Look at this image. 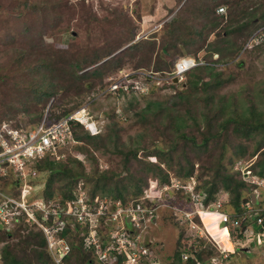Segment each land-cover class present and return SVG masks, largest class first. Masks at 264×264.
<instances>
[{
	"label": "rangeland",
	"instance_id": "obj_1",
	"mask_svg": "<svg viewBox=\"0 0 264 264\" xmlns=\"http://www.w3.org/2000/svg\"><path fill=\"white\" fill-rule=\"evenodd\" d=\"M219 1L217 6L223 5L224 7V11L219 12V14L224 16L223 21L220 27L213 31H207L200 37L199 42H203L202 47L196 52L195 56L202 59H204V55L205 58H217L218 55L221 56L220 52L212 51L211 47H208V44L211 42L219 46L218 41H216L217 39L228 40L226 41V45H231V42L234 43L236 41L238 43L246 42L245 45L247 47H252V45L259 43L254 40L250 41L253 35L250 32L252 28L250 26L244 27L239 32L236 29V31L234 30L235 32L226 33L225 28H223L225 25L223 24L230 17L229 13L233 11H230V6L227 2L223 3V0ZM239 1V9L247 8V11L242 16H235L234 14L233 26L231 28H238L241 23L247 24L251 22L250 19L254 15L256 8L259 7L258 12H260V8L264 9V0ZM180 2L181 0H60L57 3V0H0V127L3 123H7L13 128L29 129L37 125L42 119H45L46 123H51L66 115L78 113L79 115H76V117L81 121L72 119L68 122L69 127L71 126L75 143L62 147L57 154L63 155L62 160H66L68 156L79 159L83 166H80V168H84L87 173L95 168L102 170L107 167H110L114 172L121 171L119 157L111 152L113 146L111 148L110 146H106L107 148L93 146L86 143L82 138L86 135H95L100 138L107 137L114 127L118 129L117 143L130 146L137 141H146L150 143L148 146L149 155H153V152H151L153 145L151 144L156 143L160 146L164 143L163 138L160 137L161 135L166 134L170 138H173V133H177V131L169 123V118L164 113L165 111H162L157 115V120L160 119L158 127H152L146 133L139 125L136 111L142 110L148 103V100L157 102L162 108L171 106L172 103L174 104L178 100L176 96L177 92L185 88V74L177 77L176 81H174L172 76L160 79V75H156V77L154 74L149 75L150 71L155 72L153 67L154 62L158 59L159 40L165 31L164 24L174 19L177 9L182 4ZM24 3L29 4V9L26 8L27 5H24ZM33 4L37 7L39 6L38 8L44 11L43 17L40 20H34L35 17L30 12V6ZM81 4L90 6L97 19L89 18L87 15L82 17V13H80ZM188 4L200 9L199 13L195 14L197 16L195 24L199 26L200 22L205 20V16L201 14L203 13L201 12L203 9L202 1L189 0ZM55 13L59 16H56ZM187 15L188 13H184L179 21L188 22L186 20L188 18ZM255 15L256 17L253 20L257 22L258 13H255ZM49 22L51 25L56 26L51 27V29L47 28L45 23ZM171 25L174 30L178 28L175 22ZM24 26H27L28 29L22 32ZM127 27H130L133 32L130 40L126 31ZM180 27L183 28L182 25ZM231 28L229 27V29ZM115 36H118V38L115 39ZM152 37L157 42L154 44V50L146 54L150 56L147 60L142 58L144 52H141V50L127 51L124 54L120 51H112L105 53V55L102 54L95 64L74 72V75L73 73L71 75L63 73V75H58L51 71L52 83H49L48 94L44 98L36 99L39 97L40 92L38 94L37 84L31 85L29 75L20 76L19 74L14 78L11 77V74L14 72L12 59L24 48L37 49L39 46H42L48 54L54 55L58 59L59 55L57 51H59V48L56 47L58 45L56 41H60L64 45H67L71 41L74 44L70 45V48L63 54L65 55L64 58L68 59L70 53H73L72 57H75L80 54L82 49L90 50L91 52L92 49L95 51L101 48L104 40L117 41V44L120 43V46L126 48L132 43H137L143 39H151ZM255 46L257 47H253V49H241L238 53L224 52L221 57L225 63L223 65L218 63L217 66L221 69V79H226V82L221 85L219 93L227 94L231 92L240 97H246V95H250L254 91L250 87V85H254L253 80L257 82L261 78L264 79V45L259 44ZM178 47L182 48V44H179ZM229 48L231 49V46ZM176 54L174 53L171 56V59H174H169L170 69L173 68V62L178 56H184H177ZM114 57H118V61L116 63L110 62V59H114ZM106 58L107 61H105ZM237 58L239 59L237 60ZM171 61H173L172 64ZM236 61H241L242 63L237 65ZM96 64L101 65V77L83 76L82 71H89ZM55 65L59 66V60L55 61ZM160 72L166 74L170 71L168 68H164ZM126 74L128 75L125 76ZM130 74L132 77H129ZM210 76H206L205 79H209ZM131 82H133L134 88L128 86L127 90L123 88L124 92L111 87L113 83L119 85ZM260 103L264 104V97L260 99ZM173 112L172 114L175 115L176 111L174 110ZM180 112L182 118H186L184 119L182 131L188 135L191 133L195 134L192 125V123L195 124L192 120L193 117L189 116L185 109H181ZM196 116H198V119L201 118L198 113H196ZM72 121L78 122L80 126L73 124L76 127H72ZM178 122L181 126V119H178ZM5 125H3V128H5ZM144 132L145 136L141 137ZM175 141V147H179L182 144V139L180 138L175 139ZM86 150L94 155L95 163L91 157L87 156ZM186 150L189 152L188 149ZM250 150L251 144L250 141H247L245 155L239 158V160L236 159L230 170L236 171L239 169L240 172L236 176L245 177L244 181L249 184V188L243 190L244 198L248 199L251 193H255L257 195V206H262L264 205V182L257 184L253 180L257 178L256 181L261 182L260 179L263 178L255 174H248L249 172L246 173L247 165L252 163L255 158V156L247 158ZM175 151L178 152L179 148H176ZM206 154L201 153L199 155ZM137 155L141 158L143 157L144 160L147 159L145 152L141 149L137 151ZM187 155L195 154L189 152ZM228 155L237 154H231L228 151ZM199 164L200 160L194 158V165L198 166ZM135 165H138V163H132L133 167L131 168L133 170L134 168L143 167L142 165L135 167ZM199 167L200 165L198 169ZM120 174L125 175V170L122 169ZM47 175L48 173L45 172L37 174V178L35 179L38 183L37 192L43 187V180L46 179ZM170 175V179H173L174 176ZM80 180L83 181V187L86 190L85 194H89L90 182H86L83 178H80ZM158 181L159 176L147 178L145 190L137 197V200H134V196H131L132 192H129L124 197L125 200H121L120 198L112 199L99 193V196L101 195L102 198H106L110 204L112 201H115L113 203L133 206V202L148 204L150 201L149 206H146L148 209H152V214L149 215L150 221L146 217L144 223L141 222L140 227L137 229L138 237L140 238L139 244L147 247V250L149 249L147 260L143 261V264H168L173 261V258H170L172 261L169 262L168 257H172L178 247L183 250L187 245L193 243H196L197 248L205 246L206 249L212 251L211 255L203 254V258L200 260L201 264L203 259H208L207 264H264V242L262 245L254 244V238H252V234H249V232L241 233L243 236H238L239 234L235 236L236 232L232 227H230V230H232V234L229 235L231 236L230 239H228V234L225 238L224 233H228L226 229L229 227L228 225L226 228L219 227V225L218 227L213 226V231H211V226L213 225L211 220L214 219L212 212H200L203 225L197 215L192 218L193 222L202 228L201 234H198L196 228H193L191 225V227L188 226L187 223H183V225L178 223L176 219H178L180 214H177V211H174L172 207L177 205L168 202L160 203V199L164 195L161 189L163 185H159L160 182ZM55 182L60 183L57 178ZM24 193H26V190L22 191V194ZM55 193L57 196L61 195L58 188L55 189ZM129 194L131 195L129 196ZM37 196L40 197L41 194H36L34 197ZM216 196V198H220L224 202L222 203L224 209L230 212L232 204L229 200V194L219 191ZM182 199L185 208H189L187 206L189 205L187 204V196L184 195ZM193 206L197 205H194L193 202ZM102 225L103 227L99 228L100 232L107 228L105 224ZM94 226L95 224L89 228L84 227V232L86 230L94 231ZM203 226H205L207 231ZM70 227L81 231V228L74 227L73 225ZM145 229L147 231H144ZM9 233L12 235L11 237L5 236L8 246H10L15 254L19 255L22 247L20 244H14L17 241L16 235H14L16 231ZM177 240L180 241L179 245ZM230 243H232V247L229 246ZM232 249L233 252H230ZM224 254H226V257ZM19 256L26 263L35 261L34 256L31 254ZM92 257L93 255H91V258H88V261L91 264H97V260ZM174 262L171 264H180L177 260H174Z\"/></svg>",
	"mask_w": 264,
	"mask_h": 264
},
{
	"label": "trees",
	"instance_id": "obj_2",
	"mask_svg": "<svg viewBox=\"0 0 264 264\" xmlns=\"http://www.w3.org/2000/svg\"><path fill=\"white\" fill-rule=\"evenodd\" d=\"M201 1L203 3V9L201 10L203 13L201 14L205 16V20L201 21L199 26L195 24L197 19L195 14L197 12L199 13L200 9L191 5L189 6V0H181L180 4H182L179 9H177L174 19L164 24L165 31L163 35L160 36L159 40L158 59L154 62L153 67L155 71L164 70V68H168L169 71H171L169 59H171V56L174 53H177V56L185 54L195 56L196 52L202 47L203 42H199L200 37L205 32L210 30L213 31L220 27V24H222L224 16L219 14L217 11V4H219L220 1ZM59 2L60 0H57V3ZM222 2H227L230 6V11H233L229 13L230 17L226 19L223 24L225 25L223 28H225L224 30L227 34L235 32L236 29L238 30L237 32H239V30L249 26L250 28L252 27L250 32L253 33L260 27L264 26V9L260 8V12H258V7L254 10L255 13H258L257 22L253 20L256 17L254 13L250 19L251 22H248L247 24L241 23L238 28H231L233 26L232 21L234 14L235 16H242L246 14L247 8L242 9L240 7L241 9H239V0H223ZM24 5L27 4L24 3ZM30 7V12L32 16L35 17L34 20H40L41 17H43L42 14L44 11L40 10L38 8L39 6L37 7L34 4ZM26 8L29 9V4ZM80 8L82 17L87 15L89 18L92 17L93 19H97L90 6L81 4ZM184 13H188V18L186 19L188 22L179 21ZM56 16L59 15L56 14ZM174 22L178 26L175 30L171 27V24ZM45 25L49 29L56 26L51 25L50 22L45 23ZM180 25H182L183 28H181ZM229 27L231 29H229ZM27 29V26H24L22 32L27 31ZM126 31L128 32V39L130 40L133 36L132 29L127 27ZM117 38L118 36H115V39ZM152 38L132 43L126 48L124 47V49H121L120 52H123L124 54L127 51L141 50V52H144L142 58L147 60L150 56L146 54L149 51L154 50V44L157 42L156 39ZM216 41H218L219 46L211 42L208 44V47L210 46L212 51H216L218 53L220 52L221 56H223L224 52L238 53L241 49H253V47H257L255 45H264V40L260 41L258 44L252 45V47H247V45H245L246 42L238 43L234 41V43L231 42V45H226V41L228 40L217 39ZM117 43V41L112 42V40H104L101 48L96 49L95 51L92 49L91 52L90 50L82 49L80 54L75 57H72L73 53H70L68 59H65V55L63 54L70 48V45L74 44V42L71 41L67 45L61 44L60 41H56V44H58L56 47L59 48V51H57L59 55L58 59H56L54 55L48 54L42 46H39L37 49H29V47L28 49L24 48V50L18 52V54H16L12 59L14 63L12 65L14 72L11 74V77L14 78L19 74L20 76L29 75L28 77L31 78V85L37 84V89L39 90L38 94L40 92L39 97L36 99L44 98V96L48 94L47 89L49 87V83H52L51 71L58 75H71L72 73L74 75V72L95 64L96 60L102 54L105 55V53H110L112 51L116 52L122 47L120 46V43ZM179 44H182V48L178 47ZM230 46L231 49L229 48ZM221 56L218 55L217 58H205L204 55V64H198L189 69L185 73V88L177 92L176 96L178 100L174 104L172 103L171 106L162 108L157 102L148 100V103L142 110L136 111L139 125L146 133L148 132L147 130L152 129V127H158L160 119L157 120V115L162 111H165L164 113L167 114L169 123L172 124L177 131V133H173L174 139L170 138L169 135L160 134L164 143L160 146L156 143L151 144L153 145V150L151 151L153 152V155H149L148 146L150 143H147L146 141H137L130 146L120 145L117 143L118 129L115 127L110 133H108L107 137L104 138H100L95 135H86L85 137H82L86 143L93 146H103L104 148H107L108 146L111 148V146H113V148H111V152L119 157V163L121 164V168L125 170V175L120 174L122 169L120 172H114L110 167L103 168L102 170L95 168L87 173L84 168H80L82 164L79 159L69 156L66 160H56L46 154L41 159H36L33 163L34 168L48 173L44 187L42 188V194L45 201H53L54 203L61 205L66 199L71 197V191L74 186L77 185L80 178H83L86 182H90V193L92 194L101 193L102 195L109 196L112 199L120 198L121 200H125L124 197L128 195L129 192H132V195L129 194V196H134V200H137V197H139L145 190L147 178L159 176V185L169 186V188L163 190L164 197L160 199V203L168 202L185 208L182 197L184 195L187 196L188 192H186L182 186L171 187L172 178L170 179L171 175L169 176V174H172L174 179H178L182 185L186 184V182L190 180V177L194 178V191L196 193L200 192L204 194L202 204L205 206L208 205L210 201L216 199V195L219 191L228 193L229 200L232 204V210L230 212L224 208L222 210L231 218L238 216L242 211L241 204L247 199L244 198L245 196L243 195V190L249 188V184L246 183L240 175L236 176V174L240 172L239 169L231 171L230 168H232L236 159L239 160V158L245 155L247 141H250L251 144V150L249 151L247 158H252L253 156H255V158L252 163L247 165L246 168L250 170L251 174H255L264 179V104L260 103V99L264 97V79L261 78L259 81L257 80V82L253 80L254 85H250V87L251 89H254V91H252L250 95H246V97H240L231 92L227 94L219 93L218 91H220L221 85L226 82V79H221V69L217 66L218 63L221 65L225 63ZM117 58L118 57H114V59L111 58L110 62L116 63L118 61ZM238 59L239 58H237V60ZM56 60H59V66L55 65ZM105 61H107V58ZM172 62L173 61H171V64ZM236 63L239 65L242 62L236 61ZM100 66V64H96L89 71H82L83 76L101 77L102 69ZM208 75L211 76L206 80L205 78ZM20 81L22 82V80ZM132 83L133 82L129 84L131 85ZM118 90H120V92H124L122 88ZM181 109H185L186 113L193 117L192 120L195 124L192 123V125L194 127L195 134L191 133L188 135L182 131V127H184L183 124L185 122L184 119L186 118H182L180 112ZM172 110L176 111L175 115L172 114L174 113ZM196 113L200 114V119H198ZM178 119H181V126L179 122L177 123ZM73 124L80 126L78 122L72 121V127H76L73 126ZM112 124L114 125V123ZM145 132L141 135V137L145 136ZM179 138L182 139V144L179 145V147H175V139ZM218 143L219 145H217ZM176 148H179L178 152L175 151ZM140 149L145 152L147 157L146 160L137 155V151ZM186 149L195 155H187L189 152ZM228 151L231 154L236 153L237 155H228ZM86 153L87 156L91 157L95 163L96 160L94 155L89 153L87 150ZM201 153L207 154L199 155ZM194 158L200 160L199 169V165H194ZM133 162H136L138 165H142L143 167L134 168L133 170L131 168L133 167ZM138 165H135V167ZM4 178L5 177L0 178L1 184H3ZM56 178L60 183L55 182ZM53 187L54 189H52ZM57 188L62 198H59L56 195L55 189ZM149 203L150 201L148 204H142L144 206H149ZM187 204L190 205L189 200ZM190 208L191 207H189V209ZM213 217L214 219L211 220L213 223L211 231H213V226L218 227V218L220 215L213 214ZM105 226L107 227V225ZM75 227L81 228L82 232L80 230H76L75 228H71L69 225H66L61 232L70 244V251L65 257V264H91V262L88 261V258H91L92 255L91 249L85 248L83 245L84 236L86 235L83 229L85 225L76 224ZM230 227L231 226L228 227L227 231L229 235L232 234ZM14 231H16L14 235H16L15 238L17 240L14 244H20L22 247L19 255L31 254L34 256L35 261L26 263L22 257L15 254L10 246H8L6 238L7 234H10L9 232L12 231L0 228L1 264L49 263L50 257L45 249V240L40 228L35 227V224L22 225L21 223ZM238 236H242V234L239 233ZM179 242L180 241H178V245ZM193 244V248L190 247V244L183 250L177 246L178 248L175 250L173 256L168 257L169 262L172 261L170 258H173V261L168 264L175 263L174 260H177L180 264H195V261L190 257L187 260L182 261V252L193 254L200 260L203 258V254H212V251L206 249L205 246L197 248L196 243ZM205 263L206 261L203 259L202 264Z\"/></svg>",
	"mask_w": 264,
	"mask_h": 264
},
{
	"label": "built area",
	"instance_id": "obj_3",
	"mask_svg": "<svg viewBox=\"0 0 264 264\" xmlns=\"http://www.w3.org/2000/svg\"><path fill=\"white\" fill-rule=\"evenodd\" d=\"M217 11H224L223 5L217 7ZM251 40L258 42L264 40V26L253 32ZM204 63L205 60L201 57L182 56L176 59L171 72L164 74V72L160 71H150L149 75L154 74L155 77L160 75V79H165V77L169 76L177 78L181 77L191 67ZM129 77H132V75L130 74ZM128 86L134 88V84L130 85L129 83L119 85L113 83L111 85L112 88H124L125 90H127ZM72 119H78L76 113L75 115H66L51 123H46L45 119H42L37 125L29 129L12 127L9 129L8 135L4 133L3 127L0 128V178L5 177L3 184H1L0 180L1 228L12 231L23 222L33 221L37 223L44 234L45 249L50 257L48 264H65V257L70 251V244L61 234L65 223L69 219L60 218L61 213L62 215L65 213L70 214L80 225H85L88 222L92 226L97 223L99 212H102L97 210L91 213L83 208L74 207V201L68 202V208L70 209L53 207L49 210V208H45L41 201L31 200L29 197L27 189L31 187L29 183L31 175L36 174V169L33 166L36 159H41L46 154L52 155L58 149L70 143H75L71 126L69 127L68 124ZM246 173L250 174V170L246 169ZM256 179L253 182L257 184L264 182V179H260L261 182L256 181ZM194 180V178L190 177V181L183 185L180 184L178 179H173L172 181L171 186H182L188 190L191 200L194 205H197L193 210H183L180 222L185 223L187 218H191L195 213H198L201 218V211H211L220 215L218 222L220 223L219 227H222L221 222L224 223L227 220L226 214L220 210L223 201L217 198L208 204L209 206H203L202 199L204 194L194 192ZM7 185L8 187H6ZM163 188H167V186ZM23 190H26V193L22 194ZM241 207V213L229 221V224L236 232L235 236L239 233L249 232L254 238V243L262 245L264 242V205L257 206L248 198L241 204ZM36 210L38 214H36ZM145 211L146 208L141 207L139 204L135 207L117 206L111 217L104 220L105 223H112V227L107 230L106 234L104 232L100 234L94 230L84 236L83 245L85 248L91 249V254L97 260V264H140V254L146 253V247L139 244L140 238L138 237L136 226L140 225L139 218L145 217ZM127 217L130 220L128 228L123 221ZM189 221V226L196 228L197 233L201 234L202 228L199 225L197 226L192 220ZM255 227L256 229H254ZM224 255L226 256V254ZM181 256L183 260L191 257L196 264H200V260L193 255L189 256L187 253H182ZM1 263L2 256L0 252Z\"/></svg>",
	"mask_w": 264,
	"mask_h": 264
},
{
	"label": "clouds",
	"instance_id": "obj_4",
	"mask_svg": "<svg viewBox=\"0 0 264 264\" xmlns=\"http://www.w3.org/2000/svg\"><path fill=\"white\" fill-rule=\"evenodd\" d=\"M124 47H121L119 50H117L116 52H118V51H120L121 49H123ZM184 56H193V55H184ZM178 57H180V56H178ZM177 57V58H178ZM193 57H196V56H193ZM176 58V59H177ZM176 59H175V61H176ZM175 61L173 62V67H174V63H175ZM196 66V65H195ZM192 68V67H191ZM190 68V69H191ZM173 69V68H172ZM172 69H171V71H172ZM189 70V69H188ZM187 70V71H188ZM170 71V72H171ZM186 71V72H187ZM185 72V73H186ZM184 73V74H185ZM174 78H176V77H174ZM78 121H81L80 119H77ZM4 124H6L5 125V128H2L3 129V131H4V133L6 134V135H8V131H9V129H11L12 127L10 126V125H8L7 123H3L2 125H1V127H3V125ZM0 127V128H1ZM73 134V133H72ZM74 136V135H73ZM75 140V139H74ZM61 149V148H60ZM58 151H59V149L57 150V152L56 153H58ZM56 153H54V154H52V155H50L51 157H52V159H62L63 158V155H59V154H56ZM36 172V174L35 175H31V173H30V175H31V177H30V179H29V183L31 184V187L29 188V189H27L28 190V192H29V197H30V199L31 200H37V201H41L44 205H45V208H49V210H51L53 207H62L63 209H67L68 208V202H70V201H74L73 203H74V207H77V208H83L85 211H88V212H91V213H93V212H96L97 210H101L102 212L100 213L99 212V214H98V221H97V223H95V226L93 227V228H95V230L98 232V233H100V234H102L103 232H104V234H106V232H107V230H109L111 227H112V223H110V222H104V220H106L108 217H111V214L116 210V207L117 206H121V207H127V206H131V205H119L118 203H113V202H115V201H112V203L110 204L107 200H106V198H102L101 197V195L99 196V193H95V194H92V193H90V190H89V194H85V192H86V190H84V187H83V181L82 180H78V183H77V185L76 186H74V188L72 189V191H71V197L70 198H68V199H66L65 200V202L64 203H62L61 205H59L58 203H54L53 201H49V202H47V201H45V199H44V197H43V194H42V188L44 187V184H45V180H43V187L40 189V191H36V189H37V187H38V183L35 181V179L37 178L36 176H37V174H39V173H44L45 171H39V170H36L35 171ZM46 173V172H45ZM174 179V178H173ZM173 179L171 180V182L173 181ZM190 181V180H189ZM189 181H187L186 182V184L189 182ZM164 186H166V185H163L162 186V191L163 190H165V189H167V188H169V186H167V188H163ZM194 186H195V184H194ZM6 187H8V185L6 186ZM171 187H175V186H171ZM185 189V188H184ZM185 191L186 192H188V190H186L185 189ZM195 192V191H194ZM200 193V192H199ZM36 194H41V196L40 197H34V196H36ZM251 196V195H250ZM257 196V195H256ZM59 198L61 197V195H59L58 196ZM62 198V197H61ZM250 200H251V198L250 197H248ZM187 199L190 201V205L188 206V207H191L190 209L189 208H182V207H178V206H172L173 207V210L174 211H177V214H180L179 215V217H178V219H176L177 221H178V223H180L181 225H183V223H181L180 222V218L183 216L182 214V211L183 210H193L195 207L193 206V201L191 200V198H190V193L188 192L187 193ZM217 199V198H216ZM215 199V200H216ZM215 200H212V201H210V203L211 202H213V201H215ZM120 203V202H119ZM209 203V204H210ZM224 203V202H223ZM72 204V203H71ZM133 204V206L135 207L137 204H139L141 207H145L146 208V211H145V213H144V215H145V217H142V218H139L140 220H139V222L141 223V222H143L144 223V221H145V218L146 217H148V221H150V217H149V215L150 214H152V209H148L146 206H144L142 203H135V202H133L132 203ZM255 205H257L256 203H254ZM203 206H205V205H203ZM207 206V205H206ZM209 206V205H208ZM224 208V205H222V207L220 208V210H221V212H224L222 209ZM225 214H226V216H227V220L223 223V222H221V226L222 227H225L226 228V226L228 225V226H231L228 222L230 221V219H231V217H229L228 216V214L226 213V212H224ZM36 214H38V211L36 210ZM198 216V218H199V220L201 221V218L199 217V214L198 213H195L193 216H191V218H187V221L184 223V224H186L187 223V225L189 226V220H192V218L194 217V216ZM67 218V219H69V221L67 222V223H65V225H64V227L66 226V225H73L74 227L76 226V224H79V223H77V221H75V219L70 215V214H64V215H62V213L60 214V218ZM128 219V221H126ZM218 220H219V218H218ZM124 221V225H126L127 226V228L130 226L129 224H130V220H129V217H127L126 219H124L123 220ZM193 221V220H192ZM72 223V224H71ZM31 224H35V226L37 227V228H40L38 225H37V223H35V222H33V221H30V222H23L22 223V225H31ZM98 224H101V225H98ZM102 224H105V225H107V228H105L103 231H101L100 232V230H99V228H102L103 227V225ZM201 224H202V221H201ZM132 225V224H131ZM203 225V224H202ZM218 225L220 226V223L218 222ZM93 226V225H92ZM92 226H90L89 225V223L88 222H86L85 223V228L87 227V228H89V227H92ZM133 226V225H132ZM137 227V229L140 227V225L139 226H136ZM232 227V226H231ZM1 228V227H0ZM203 228L206 230V228H205V226H203ZM136 229V230H137ZM227 229V231H228V228H226ZM254 229H256V227L254 228ZM15 230V229H14ZM14 230H12V231H14ZM40 230H41V228H40ZM42 231V230H41ZM144 231H147V229H145ZM207 231V230H206ZM89 230H86L85 231V233H86V235L87 234H89ZM42 235H43V237H44V234H43V232H42ZM228 236H229V233H228ZM243 236V235H242ZM230 237L231 236H229V239H230ZM45 240V239H44ZM254 243V242H253ZM255 244V243H254ZM190 247L191 248H193V245L191 244L190 245ZM149 249L147 250V247H146V253H144V254H140V258H139V261H140V264H143V261H146L147 260V257H148V254H149ZM232 252H233V249H232ZM182 253H186V252H182ZM187 254H189V256H191V255H193V254H190V253H187ZM193 256H195V255H193ZM226 257V256H225ZM181 258H182V256H181ZM189 258V257H188ZM187 258V259H188ZM191 258V257H190ZM186 259V260H187ZM193 259V258H192ZM194 260V259H193ZM200 260V259H199ZM182 261H185V260H183L182 259ZM196 264V263H195ZM200 264H201V261H200Z\"/></svg>",
	"mask_w": 264,
	"mask_h": 264
},
{
	"label": "bare ground",
	"instance_id": "obj_5",
	"mask_svg": "<svg viewBox=\"0 0 264 264\" xmlns=\"http://www.w3.org/2000/svg\"><path fill=\"white\" fill-rule=\"evenodd\" d=\"M82 113V112H81ZM76 115H79L78 113H76ZM84 115V114H83ZM201 212H203L204 213V211H201ZM205 212H211V211H205ZM213 214H218V213H216V212H212ZM223 228V227H222ZM225 236H227V233L226 234H224V237ZM226 238V237H225ZM229 239V238H228ZM230 247H232V243H230V245H229ZM228 246V247H229ZM226 251H228V250H226ZM230 251V250H229ZM207 260L208 259H205V261H206V263L205 264H207ZM211 263H212V260H211ZM212 264H214V263H212Z\"/></svg>",
	"mask_w": 264,
	"mask_h": 264
},
{
	"label": "water",
	"instance_id": "obj_6",
	"mask_svg": "<svg viewBox=\"0 0 264 264\" xmlns=\"http://www.w3.org/2000/svg\"><path fill=\"white\" fill-rule=\"evenodd\" d=\"M176 80H177V79L174 78V81H176ZM250 198H251V201H252L253 203H256V194H255V193H251ZM126 221H128V219H127ZM0 227H1V225H0Z\"/></svg>",
	"mask_w": 264,
	"mask_h": 264
},
{
	"label": "flooded vegetation",
	"instance_id": "obj_7",
	"mask_svg": "<svg viewBox=\"0 0 264 264\" xmlns=\"http://www.w3.org/2000/svg\"><path fill=\"white\" fill-rule=\"evenodd\" d=\"M36 227V226H35ZM12 235L11 234H7V237H11Z\"/></svg>",
	"mask_w": 264,
	"mask_h": 264
}]
</instances>
